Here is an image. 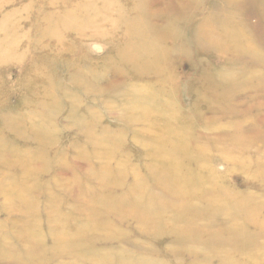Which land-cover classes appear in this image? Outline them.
I'll return each mask as SVG.
<instances>
[{"label":"bare ground","instance_id":"6f19581e","mask_svg":"<svg viewBox=\"0 0 264 264\" xmlns=\"http://www.w3.org/2000/svg\"><path fill=\"white\" fill-rule=\"evenodd\" d=\"M86 1L88 3L82 5L79 13L75 15L73 10H67L59 20L46 19L45 27L40 33L41 36L47 35L54 39L56 48L57 50L61 48V53L66 51L63 48L65 46L64 40L68 37L65 33L67 31L76 38L74 42L82 47L89 40L98 44L106 43L109 40L114 50H110L112 56L106 62L93 69L79 67L77 72L73 73L76 76L79 75V79L76 77L71 80L72 77L70 76L71 82L69 84L72 88L73 86L78 87L79 92L85 95L86 103H84V100L81 102L82 98H75V95L68 93L64 82L62 83L60 80L54 82L53 79V81L47 83L43 92L41 91L43 94L41 95L42 99L37 101L34 104L35 106L33 105L35 110L24 111L22 115L13 117V124H22L30 119L28 121L33 122L30 130L35 135L47 137V134H50L51 126H49L50 119L47 118L46 113L59 111L60 106L58 103H61V99L67 101L66 104L69 108L64 120L75 126L77 133L82 135L81 139H83L85 145L92 148L89 155L84 154L82 156L85 163L88 165L94 162L100 164L96 170L92 171L94 176H90L89 181L94 179L95 184L109 181L108 190V188L117 186L115 184L117 180L126 173V176H129L130 184L126 185L125 188L131 194H133L132 191L136 194L137 189H141V184L138 182L131 164L127 165L125 160L121 158V154L117 152V143L126 139V137L131 138L130 131H122L120 124L122 126H133L134 131L137 132L142 133L145 131L157 136V140L148 143L141 142L144 145L142 146L146 155L142 154L144 157L140 161L145 164L148 163L159 170L160 177L155 180L154 184H159L163 192L158 195L159 197L153 195L151 202L147 198L150 205L136 204L135 211L140 214V220H136V222L140 227L142 226V229L144 227V230L152 234H162L167 230L175 238L181 234H183L182 236L191 235V240L182 241L181 236L174 243L175 245L181 243L185 249H188V247H203L210 250L220 244L225 245V249L212 251L217 252V256L205 255L206 258H202L197 256V253L195 255L196 263L192 262V264H211L216 259L219 264L253 263L248 262L244 256L246 250L241 247L245 246L246 243L242 240L246 236V232L249 231V227L255 228L254 230L259 231L264 238V214L262 217L253 215V211L256 212L258 209L264 211L262 209L264 208V201L261 205L253 204L245 197L236 199L232 194L219 193L221 191L220 177L209 172L207 167L198 166V161L199 158L209 153L210 147H207V145L213 147L216 151H218V146H224L225 148L219 152L223 162L234 163V166L240 169H244L245 166L250 171L252 166L249 167L247 164L251 165V163L247 162L254 161L255 169L254 171L251 169V171H253L252 173L259 172L261 180L264 181V151L253 152L254 158L248 159L245 157L244 148L233 147V143L239 137L245 136L240 134L244 130H242L241 124L237 122H234L233 126L236 130L230 129L231 131L234 130V135L236 134L233 139L228 138L231 133L228 132L229 128L220 125L222 132L210 138L203 137L204 144L200 147L201 149L196 150L194 145L197 144V140L192 136V127L187 123L190 119L200 115L195 105L200 99L217 104L225 99L226 102L224 103H227L231 97L225 94H234L238 81L254 80V77L251 76L255 75L260 83L264 82V72L262 74L258 73V75L253 73L255 67H264L262 39H259V41L250 39L253 36H249L242 29L238 14H236L249 6L247 16L243 18V21L251 22L256 18L259 19L261 17L255 11L261 9L259 11L264 16V0H247L245 2H241V0H208L204 9V16L199 19L189 18V15L195 12L193 9L198 7L200 1L199 7L202 6V0H197L190 8L186 5L183 7L184 5L181 3L176 4L179 0H170L169 6L163 9L155 7L151 10L148 9L153 5L154 0H132L128 9H123L117 0H105L104 3L101 0ZM215 1H219V5L223 6L222 11H220L218 5H215ZM253 2L255 3L254 6L251 5ZM110 4L111 8L117 7L118 11L115 13L109 12ZM185 8H188V10L185 11ZM154 10L158 11L152 13ZM124 16L127 17L124 18ZM154 16L157 20L153 22ZM182 20L190 23L188 33H183L184 27L179 24ZM119 21L124 23L121 26L124 27L125 38L113 42L111 36L121 28L118 24ZM103 23H110L108 30L112 35L106 30L98 29L97 24L102 25ZM179 27L182 31L179 30ZM1 28L5 29V24L0 25V31ZM258 28L261 29L262 27L258 26ZM39 30L41 29L39 28ZM8 31H6V35H11ZM249 31L251 33L250 29ZM6 32H0V35L2 34L4 37ZM188 43L199 50L197 58L208 59V57H205L208 52L229 53L233 54L234 57L218 59V63L213 68L205 69L206 71L201 70L199 82L204 83L197 87L198 90L193 87L189 88L188 93L194 106L189 111L187 110L188 112H184L183 109L177 108L174 95L176 91L181 90L180 85H177L176 82V64L179 65L180 61L187 55V51H190ZM225 44L226 47L223 46ZM70 47L73 48L74 43H71ZM248 53L253 54L250 55L251 59L249 60H244L239 56L241 54L248 55ZM101 74L110 76V79L106 82L102 81L100 79ZM130 74H133L132 78H128ZM40 76H42L41 73L38 78L42 79ZM200 83L197 82V84ZM223 89H225V93L222 91ZM40 103H50L49 106H51L48 107L47 104L42 105ZM108 103L111 104L108 105ZM83 105L84 107H81ZM75 106H79L77 112H74ZM82 108L83 110H81ZM31 115H34V118H28ZM106 119L109 121L116 119L115 123L119 125L110 122L106 124ZM104 120L106 123H104ZM180 121L184 124L182 125ZM0 124L1 129L3 127L1 115ZM53 131L51 130V133ZM22 132L21 129L16 130L18 135H21ZM239 141L248 142L244 137ZM3 143L6 145L7 141L4 140ZM252 143L253 140L248 143V146L249 144L251 146ZM76 146L79 151L83 147L79 143H76ZM16 153L17 151L11 149L8 152L0 153V158L4 159L8 154L16 155ZM122 163L127 165V168L123 166L124 171H122L123 167H120ZM193 163L198 168L194 172L192 171ZM114 166L118 170H114ZM92 169L87 167L86 172L88 173ZM8 177L3 176V179H8L9 185L16 191L5 196L0 193L1 199L3 198L0 205L3 206V209L6 207L8 210H15L17 202L20 208L18 209L20 211L19 215L23 217L21 223L24 226H22L21 232L18 233L20 236H16L9 233L8 230L4 231L5 224L0 222V262H3V264H37L38 261L47 262L48 264L51 262L54 264L145 263L142 257H140L142 260L139 259L140 252L138 253V251L129 254L127 251L124 252L123 249L120 251L119 247L116 246L101 250L89 242L93 239L83 242L84 238L89 235H101L105 230L110 231V226L106 227L104 218L96 216L93 219V216L104 212L108 207H111L114 213L120 205H123L121 210L126 209L124 192L105 199V196L98 197L94 192L88 191L89 197L92 196L91 199L95 201L97 208L94 211H86L84 214L85 220H81V215L78 216L73 213L75 218L72 221L75 223L68 228L53 227V231L48 234L51 240L48 247L45 242L40 241V238L45 237L40 228L42 224H40V227L38 226L39 231H36L33 227V224L41 222L38 216L36 217L31 212L36 205L30 203L29 199L24 200L26 193H29L33 188V186H25L29 182L32 183V176L22 177L20 173ZM3 183L0 180V188ZM53 197H56V195L46 196V202L50 207L52 201H54ZM139 198L145 200L143 196ZM171 201L173 206L169 207ZM121 202L124 203L121 204ZM26 207L29 211L24 214L23 210ZM203 208L206 210H203ZM131 210L133 212V209ZM56 211L57 209L52 210L53 215L51 217L62 215L60 211ZM162 211L164 213L171 212L168 216L171 223L167 227L160 219L155 218ZM49 214L50 212L48 216ZM214 214H224L227 218L219 222L214 219ZM125 215L129 219L128 212ZM198 219H202L201 225H199ZM50 222L49 220V224ZM214 223H216L215 228ZM202 232H207L211 237L204 235L203 237L206 238L202 239ZM223 235L229 236L226 241H223L224 239L214 240L222 239L219 236ZM11 237L14 238L11 240ZM16 237L20 239H15ZM7 240H11V243L8 244ZM228 241H232V243ZM20 243H24L25 247H22ZM253 247L255 252L252 253V256L256 259L263 257L264 241L263 243H254Z\"/></svg>","mask_w":264,"mask_h":264},{"label":"rangeland","instance_id":"374dc122","mask_svg":"<svg viewBox=\"0 0 264 264\" xmlns=\"http://www.w3.org/2000/svg\"><path fill=\"white\" fill-rule=\"evenodd\" d=\"M104 1L105 0H101L103 3ZM117 1L120 2L123 9H128L130 1L132 0ZM196 1L197 0H179L176 4L181 3L184 5L183 7L186 5L190 8L192 4L196 3ZM207 1L208 0H202L203 4L199 7L200 1L198 7L193 9L195 12L190 13L189 18H202L205 13L204 9L207 5ZM245 1L247 0H241V2ZM169 2L170 0H154L153 5H151L148 10L155 7L163 9L164 7L169 6ZM87 3L88 1L86 0H0V25L5 24L6 28H11L8 29L9 31L6 28H1L0 31L1 33L8 31L9 34H11L6 35V32L4 37L2 34L0 35V115L1 118H3V127L0 129V153L8 152L11 149L17 151L16 155L8 154L4 159L0 158V180L4 182L0 188V193H3L1 195L5 196L15 193L16 191V189L9 185L8 179H3V176L8 177L20 173L22 174V177L32 176V183L29 182L25 186H33V188L29 193H26L24 200L29 199L30 203L36 205L31 212L36 217L38 216V219H40L41 222L39 221L38 224H33V227L36 231H39L40 224H42L40 228L45 237L40 238V241L45 242V245L48 247L51 242L50 235L48 234L53 231V227L60 226V228H68L75 223L72 221L75 218L73 213L78 216L81 215V220H85L84 214L86 211H94L97 208L95 201L91 199L92 196L89 197L88 191L94 192L98 197L105 196V199H109L110 197L124 192V196H126V201L124 202L127 204L126 209L121 210L123 205H120L114 213L113 209L108 207L104 212L93 216V219L96 216L104 218L106 227L110 226V231L105 230L101 235H89L84 238L83 242L93 239L89 242L95 245L97 249L101 250L116 246L119 247L120 251L123 249L124 252L127 251L129 254L138 251V253L140 252L139 259L142 257L145 261L144 264H192V262L196 263L195 255L197 253V256L202 258H206L205 255L217 256L218 253L212 251L225 249L226 247L224 244H220L210 250L203 247H188V249H185L182 247L181 243L179 245L174 244L183 234L176 238L167 230L162 234H152L144 230V227L142 229V226L140 227L136 222V220H140V214H137L135 211L136 204L150 205L147 198H149L151 202L153 195L159 197L158 195L163 192L162 188L159 187V184H154L155 180L160 177V174H158L159 170L153 168V166L148 163L145 164L143 161H140L141 158L144 157L142 154H145L143 148L144 145L141 144V142L148 143L149 141L157 140V136L145 131L142 133L137 132L134 131L133 126H122L120 124L122 131H130L131 138L126 137V139L118 142L117 152L121 154V158L125 160L127 165L131 164L134 173L137 175L138 182L141 184V189H137L136 194L134 191H132L133 194H131L127 192V189L125 188L126 185L130 184L129 176H126V173L123 174V177H120V179L117 180V183H115L117 186L108 188V190L107 186L110 185L109 181H102V183L98 184H95L94 179L89 181V177L94 176L92 171L96 170L100 164L98 165L94 162L88 165L85 163L84 157L82 156L84 154L89 155L92 148L85 145L83 139H81L82 135L77 133L76 127L64 120L69 108L66 104L68 103L67 101L61 99V103H58L60 106V110L58 109L59 111L46 113L47 118L50 119V129L54 130L52 133L50 130V134H47V137L43 135H35L30 130L33 126V122L28 121L30 119L22 124H13V117L22 115L24 111L35 110L34 104L42 99L41 95H43V89L46 87L47 83L53 81V79L54 82H59V80L62 83L64 82L68 93L73 96L75 95V98H82L81 102L84 100V103H86V98H84L85 95L79 92L77 86H73L72 88L69 83L73 78H80L79 75L76 76L73 74L74 72H77L79 67H84L85 69L97 68L112 56L110 50L114 49L109 43V40H107L106 43L101 44L93 43L89 40L85 42V46L82 47L74 42V39L76 38L72 33H68L67 31L65 33L68 37L64 40V48L62 47L63 49H66V51L61 53L62 50L61 48L57 50L54 39H51L47 35L41 36L40 33L43 31V27H45L46 19H53V21L59 20L67 10H73V14L75 15L79 13L82 5H86ZM254 4L255 3L253 2L251 5L254 6ZM215 5H218L220 11H222L223 6L219 5V1H215ZM109 8V12L115 13L118 11L117 7L111 8V4ZM249 8V6H246L242 12L236 13L238 14V20L240 21L242 29H244L249 36H253L250 39H255L257 41L262 39L261 45L264 46L263 13H260L259 10L261 9H258L255 13L261 18H256L251 22L243 21V18L247 16ZM158 10H154L152 13ZM186 10H188V8H185V11ZM125 17L127 16H124V18ZM156 20L157 18L154 16L153 22ZM118 24L121 26L124 23L123 21H119ZM179 24H182V27H184L183 33H188L187 30L190 25L189 21L184 22L182 20ZM97 26L98 29H101L102 31L106 30L110 32L108 30L110 23H103L102 25L97 24ZM258 26H261L262 28L259 29ZM39 28L41 30H39ZM248 28L251 30V33ZM58 30L60 31V29ZM179 30L182 31L180 27ZM124 33L123 26H121L115 34L112 35L111 33V38L114 40L113 42L116 40H122ZM71 43H74V49L70 47ZM190 44L191 43H188L190 51H187V55L182 61H180L179 65L178 63L176 64V82L177 85H180L181 90L175 92V104L178 109H183L184 112H188L189 109L194 106V103L191 102L190 94L188 93L189 88L193 87L195 90H198L197 87L204 83L199 82L201 70L206 71L205 69L213 68V66L218 63V59L234 57L233 54L229 53L208 52L205 55L208 59L204 60L203 58H197L199 50L194 48L192 44L191 48ZM223 46L226 47L227 45L225 44ZM7 50L10 51L8 52ZM250 55L253 54L248 53V55L241 54L239 56L244 60H249L251 59ZM263 72L264 67H255V69H253V73H257L256 75H258V73L262 74ZM40 73L42 79L38 78ZM70 76L72 77L71 80ZM100 76V79L104 82L110 79V76L107 75L103 76V74H101ZM132 76L133 74H130L128 78H132ZM251 77H254V80L237 82L235 86L237 93L235 92L232 95H228V93L225 94L231 97L228 99L227 103H224L226 102L225 99L218 102V104L209 103L210 101L208 100L200 99V101L195 104L200 115L190 119L187 125L192 127V136L197 140V144L194 145L196 150L201 149L200 147L204 144L203 137L210 138L220 134L222 132L221 126H227L230 130L233 128L234 122H237L238 124H241L242 130H244L243 133L240 134H244L245 136L239 137L237 139L238 141L236 140L233 143V147L239 149L244 148L243 151L245 157L248 159L254 158L253 152L257 153L259 151H264V82L260 83L255 75ZM149 80H151V78H149ZM197 82L200 84H197ZM224 90L225 89L222 91ZM43 104H47L46 106L48 107L51 106H49L50 103ZM110 104L111 103H108V105ZM81 107H84V105ZM209 107H211V111ZM78 108L79 106H75L74 112H77ZM81 110H83V108ZM28 118H34V115L28 116ZM115 120L109 121L106 119L107 123L105 120L104 123L109 124L110 122L119 125L115 123ZM4 121L7 124H4ZM181 124L183 125L184 123L181 122ZM9 126L11 127L9 128ZM18 129L23 131L21 135L16 133V130ZM233 129L236 130L235 127ZM229 130L228 132L231 133L230 137L228 135V138L233 139V136H236V134L234 135V130ZM242 137L248 142L239 141ZM4 140L7 141L6 145L3 143ZM251 140H253V143L251 146L250 144L248 146V143ZM76 143L83 146L80 151L77 149L78 147L76 146ZM207 147H210L209 153H206V156L199 158L198 166L204 168L207 167L209 172L220 177L221 191H219V193L223 192L230 195L232 194L236 199H242L245 197L253 204L261 205L264 201V181L261 180V174L259 172L252 173L255 169L254 161L250 160L247 162L251 163V165H247L249 167L252 166L250 168L253 169V171H251V169L249 171L247 169L248 167L245 166L244 169H240L234 166V163L223 162L222 158H220L219 152L225 148L224 146H218V151L214 150L213 147L209 145H207ZM125 163H122L120 167L124 166L127 168ZM87 167L90 169H92V167L95 168L87 173ZM124 167L122 171H124ZM113 169L118 170L115 166ZM192 169L193 172L198 169L197 166H195V163H193ZM22 194L24 195L23 192ZM48 195H56V197H53L54 201H52L51 207L46 202V196ZM141 196L145 197V200L140 199L139 197ZM2 199L0 197V203ZM159 202L161 201L159 200ZM123 203L121 202V204ZM172 206L173 204L171 201V206L169 207ZM4 208L6 209V207ZM5 209L0 205V222H4L5 224L4 231L8 230L9 233L20 236L18 233L21 232L24 224L21 223L23 217L19 215L20 211L18 209L20 208L18 203L16 202L15 210ZM53 209H57L62 215H54L51 217V215H53ZM131 209H133V212ZM203 210L206 209L203 208ZM28 211L29 209L27 207L23 210L24 214ZM49 212L50 218L48 216ZM127 212L129 219H127L125 215ZM131 212L132 214H130ZM170 213V211L165 213L162 211L159 215H156L155 218L160 219L164 226L167 227L171 223V220L168 217ZM263 214L264 211H260L259 209L256 212L253 211V215L258 217H262ZM63 216L64 218H62ZM207 216H209V214H207ZM214 216V219H217L219 222H222L227 218L224 214H214ZM49 220L51 221L50 224ZM198 221L199 225L203 222L202 219H198ZM48 226L51 228H48ZM215 226L216 223H214V228ZM254 229L255 228L253 227H249V231L246 232V236L243 237L242 240L246 244L241 248H245L246 250L244 255L246 260H248V262H253L247 264H263L264 255L260 259H256L252 256V253L255 252L253 244L256 242L263 243L264 241V238L260 235L259 231ZM204 235L206 237H211L207 232L201 233V237ZM80 236H82V234H80ZM206 237H203L202 239H205ZM219 237L222 239L214 240L224 239L223 241H226L229 236L223 235ZM12 238L14 237H11L10 239L12 240ZM15 239L20 238L16 237ZM182 239V241L191 240V235L182 236ZM11 240H7L8 244L11 243ZM228 242L232 243V241ZM238 244L239 242L237 245ZM20 245L25 247L24 243H20ZM0 264H3V262H0ZM37 264L48 263L38 261ZM49 264L54 263L51 262ZM211 264H219V261L216 259L212 261Z\"/></svg>","mask_w":264,"mask_h":264}]
</instances>
